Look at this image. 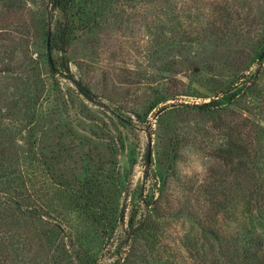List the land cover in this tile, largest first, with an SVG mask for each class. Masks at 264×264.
<instances>
[{
    "label": "rangeland",
    "instance_id": "obj_1",
    "mask_svg": "<svg viewBox=\"0 0 264 264\" xmlns=\"http://www.w3.org/2000/svg\"><path fill=\"white\" fill-rule=\"evenodd\" d=\"M51 6L52 0H0V162L11 160L15 177L25 161L52 155L56 172L80 178L112 163L117 191L110 196L125 218L111 238L91 237L94 264H228L214 252L219 242L200 229L239 228L224 211L213 217L206 188L217 176L231 179L213 157L228 128L251 135V169L242 189L217 199L236 210L255 197L256 154L264 148L256 139L264 127V61L260 92L234 93L259 67L264 0H75L69 66L104 105L52 73L51 63L63 69V54L58 46L48 52V34L58 31L61 18L56 11L49 23ZM177 14L175 29H161ZM214 99L223 109L196 107ZM90 154L95 160L88 162ZM48 193L55 210V192ZM44 197L31 200L39 211ZM42 214L25 224L1 215L7 250L0 264H79L76 230L61 222L64 231L49 241L42 232L59 219Z\"/></svg>",
    "mask_w": 264,
    "mask_h": 264
},
{
    "label": "trees",
    "instance_id": "obj_2",
    "mask_svg": "<svg viewBox=\"0 0 264 264\" xmlns=\"http://www.w3.org/2000/svg\"><path fill=\"white\" fill-rule=\"evenodd\" d=\"M74 2L75 0H52L48 21L51 23L53 14L56 11L59 12L61 18L58 31L55 33L51 31L50 33V48L52 49V46L59 47L63 54L61 62L63 69L60 72V68L51 63V71L54 75L62 73V77L72 82L85 99L94 104L104 105L103 102L97 100L91 88L82 79L74 75L69 66L67 53L74 24L72 14ZM180 17V14L173 15L169 24L163 23L165 26H162L161 29H175V24L179 22ZM256 53L260 57L259 67L254 76L237 82L239 88L238 92L234 93L235 97L242 93L255 92L257 94L260 92L257 88L259 87V79L264 72H260L264 61V35L258 40ZM261 93L264 92L261 91ZM232 97L228 96L226 99L232 100ZM255 97L259 99L260 103V97L258 95H255ZM156 104V101L153 102L149 109H152ZM196 107L206 112L223 109L220 99H214ZM33 117L35 116L33 115ZM256 135L257 141L264 145L263 126L257 129ZM252 150L251 135L248 133L241 134L232 128H228L223 137L217 140L214 149L215 154L213 157L224 164V168L227 169V176L231 179L223 182L217 176L213 186L206 187L208 191L212 192L213 196L212 207L215 211L212 215L216 217L219 211H224L223 213L230 217L232 221L239 223V228L230 229L231 231L228 230L223 233L219 228L211 227V225L203 226L200 230L206 237H210L213 242H219L221 247L219 250L214 249V252L216 250L227 260L228 264H264V148L256 154V158L260 163V172L258 183L254 189L255 197L247 199L241 208L238 206V208H235L236 210L232 209L235 205L231 206L232 202L230 200L225 206V202L217 199L219 194L229 195L233 188L242 189L244 181H248L247 176L251 169ZM87 157L88 162L95 160L93 154ZM57 159L58 157L52 155L51 157L44 155L42 161H36L34 158L31 161H25L22 173L15 177L12 176L16 173V170H12L14 166L12 161L2 159L3 163L0 162V217L1 215L3 217L8 215V217H15L17 221L24 223V221H27L26 219H42V210H45L49 214V218L59 219L58 222L56 221L57 224L54 223L56 227L42 232L48 235V240L54 241V239H57L64 231L60 227L61 222L65 223L72 230H76V239L81 245V252L78 255L79 264H94L97 257L94 247L89 244L91 237L95 234H102L103 237L111 238V234L117 229L119 221H123L125 218V209L118 211L115 198L110 196L112 195L111 190L117 191L114 171L111 170L112 163L97 165L94 171L86 172L83 178H80L63 169L56 172L54 162ZM35 179H38V184ZM43 179L48 181H43ZM222 183H227L228 186L226 185L225 188L223 185L224 189L221 190ZM52 189L57 198V203H55L59 205L58 208L56 205L55 210L53 209L52 197L48 196V192ZM37 194L45 196L39 198L41 200L40 211L37 208L38 204L33 206L31 203L32 198L37 197ZM71 233L73 232L71 231ZM11 243L14 245V242ZM4 244L0 240V255L2 256L7 250V246ZM15 249H19V247Z\"/></svg>",
    "mask_w": 264,
    "mask_h": 264
},
{
    "label": "water",
    "instance_id": "obj_3",
    "mask_svg": "<svg viewBox=\"0 0 264 264\" xmlns=\"http://www.w3.org/2000/svg\"><path fill=\"white\" fill-rule=\"evenodd\" d=\"M50 37H51V34L49 33L48 34V41H47L49 54L51 52V48H50ZM150 156H151V149L149 148V151H148V160H150Z\"/></svg>",
    "mask_w": 264,
    "mask_h": 264
}]
</instances>
